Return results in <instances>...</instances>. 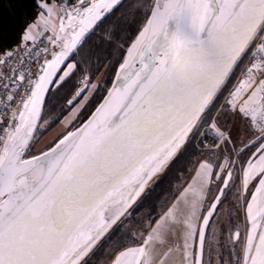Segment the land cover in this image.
<instances>
[{"label":"snow or ice","instance_id":"snow-or-ice-1","mask_svg":"<svg viewBox=\"0 0 264 264\" xmlns=\"http://www.w3.org/2000/svg\"><path fill=\"white\" fill-rule=\"evenodd\" d=\"M33 2L38 11L17 47L0 50V264H91L146 188L209 130L214 148L232 145L231 153H221L218 164L200 162L141 242L117 246L108 264H205L213 247L216 264H264V0H150L112 87L75 130L70 125L99 87L76 56L121 0ZM37 37L51 50L33 54ZM21 50L17 64L32 54L35 73L10 64ZM237 68L225 102L247 122L250 135L240 147L209 118ZM70 81L66 130L28 156L37 129L48 123H41L46 95ZM237 180L248 227L243 236L237 226L226 241L219 233L209 240L210 221Z\"/></svg>","mask_w":264,"mask_h":264},{"label":"trees","instance_id":"trees-1","mask_svg":"<svg viewBox=\"0 0 264 264\" xmlns=\"http://www.w3.org/2000/svg\"><path fill=\"white\" fill-rule=\"evenodd\" d=\"M149 3L150 0H122L121 4L88 35L76 60L81 62L82 68H87L91 77L97 76L106 66L105 73L108 75L106 85L110 86L117 67L124 59L125 51L146 22L148 14L146 6ZM37 11L33 0H0V50L14 48L20 42L24 27L33 22ZM75 79L73 78L74 81ZM72 83L73 81H70L63 88L53 89L46 98L44 109L50 116L59 114L56 122L65 114L64 106L70 96ZM220 100L221 97L211 110L215 111ZM213 113H209V118ZM218 113L216 120L222 128L227 127L232 115L227 104H224ZM198 154L199 151L190 141L187 150L177 157L155 186L133 208L134 212L146 213L151 221L158 218L178 193L182 185L174 190L175 185L182 183L181 176L189 175L188 171ZM186 180L187 177L184 182ZM117 234L115 230L109 239L113 240ZM125 237V233H121L114 240L115 246H127L128 244L123 241Z\"/></svg>","mask_w":264,"mask_h":264},{"label":"rangeland","instance_id":"rangeland-1","mask_svg":"<svg viewBox=\"0 0 264 264\" xmlns=\"http://www.w3.org/2000/svg\"><path fill=\"white\" fill-rule=\"evenodd\" d=\"M74 2H75V0H67V4H69V5L74 3ZM69 31H71V30L69 29ZM126 54H127V50L125 51V56H126ZM123 60H122V63H123ZM118 68H119V66L117 67L116 71L118 70ZM116 71L114 73L112 83L115 79ZM105 72H106V66L104 67L103 70L100 71V73H98L97 76L92 77V82L97 83L99 85V87L97 90H95V92H94L93 96L90 98L87 106L83 109V111L80 113L78 118L72 122L69 130H75V128L80 127L85 122V120L90 116V113L92 111H94L95 107L102 101V97L106 95L107 90L111 87L112 83L110 84V86L106 85L108 75L106 76ZM239 76H240V68H237L236 71L234 72V74L232 75L231 79L229 80L227 87L219 95V97H221L220 102L225 101V97L228 96V95L226 96V94H228L229 90L231 88H233V86L237 83ZM68 98H70V96ZM220 102H219V104H220ZM219 104H218V106H219ZM213 107H212V109H213ZM64 110H65V114L62 117H60V119L56 122V119L58 118L59 114H55V115L50 116L46 113L44 106H43L41 123H43V121H45V120L48 121V123L45 126L37 129L36 133L34 134L35 138L30 144V149L27 153L28 156L37 155L41 151L47 150V148L50 145H52L59 138V135L66 130L64 121H65L66 116L69 114V108L67 107L66 102H65ZM210 112L215 113V111H213V110H211ZM214 113L212 114L211 118L214 117ZM217 119H218V115H217ZM206 128H207V125L202 127L200 131L204 132ZM207 134H212V133L209 130ZM204 137H205V135L201 136L199 133H197L196 136L191 140V142L193 143L196 150L199 151V154L196 157L194 164L202 156V154L208 155L210 151L216 150V152H215L216 154H214L213 158L215 156L219 157L220 154L225 152V151L231 153L232 145H221L220 149H215L214 146H209L208 148H205L206 144L203 141ZM234 144L236 145V147H240V146H238V144H236V143H234ZM218 161H219V159H218ZM193 165L190 167V169L188 171L189 175L186 176L187 179L190 176ZM167 170L168 169H166V171ZM166 171L160 176V178L166 173ZM236 173L238 176V165L236 166ZM186 177L181 176V182L182 183L184 182ZM160 178L155 182V184L160 180ZM182 183H180L179 185L178 184L175 185L174 190H177L180 185H183ZM155 184L145 194H147L155 186ZM216 187L217 186L215 185L212 188V192H211V195L209 197V201L212 199L213 195L216 194ZM226 193H227L226 196L223 198L224 199V206L219 210L218 214L213 218V220L210 221V227H209V230L207 233L209 240H212L214 238V236L217 233H219L220 239L226 241L228 228L231 227L234 230L237 226H239L237 224L238 223L237 220L239 218V208H238L239 202L236 199V197H237L236 196V184L232 187L231 190H226ZM161 206H162V204H161ZM226 209L231 210L232 214L230 216H227ZM150 221H151V218H148L146 213L141 212V211L140 212L139 211L134 212V209H131L129 211V214H126V216L119 222V224H117V226L112 231V232H114L115 230H117L118 234L114 237L113 240L109 239L112 232L109 234V237H107L105 239V241L100 245V247L96 251L95 256L91 260V264H108V261L111 257V254H112V251L116 248V246H115L116 244H114V240L116 238H118L119 235L123 232L125 233V235L127 237V238L125 237L123 240L128 244L127 246L138 243L142 239V237L140 236V233L147 231ZM239 229H240V226H239ZM214 230H215V232H214ZM240 231H241V229H240ZM221 249L226 256L227 248H225L222 244ZM204 256H205V263L206 264H212V260L214 262H216V260H217V255H216V251H215L214 247L211 250V254H209V250L206 248ZM223 259H224V256L221 257V261H223Z\"/></svg>","mask_w":264,"mask_h":264},{"label":"crops","instance_id":"crops-1","mask_svg":"<svg viewBox=\"0 0 264 264\" xmlns=\"http://www.w3.org/2000/svg\"><path fill=\"white\" fill-rule=\"evenodd\" d=\"M66 3H67V0H66ZM227 95L228 94H226V96ZM224 104H226L225 101H221L220 102L219 106L215 110L214 117H212V118H214V119L217 118L218 112H219L220 109L223 108ZM218 124H219V122H218ZM219 126H220V124H219ZM222 130H224L225 132L229 133L232 136L234 143L238 144V146H240V141H241L242 138H245L246 136L250 135V133L247 132V122L242 121L241 119H239L235 113H232V115H231V121H230L229 125H227V127H225V128H222ZM215 152H216V150L210 151L208 155H203L202 154V156L193 165L192 170H191V173H190V176L183 183V185L181 186V188L179 189V191H178V193L176 194L175 197H177L183 191V189L185 187H187L188 183L191 181V177L194 175L195 170H196V168H198L200 162H202V161H204L206 159H211L214 164H218V162H219L218 161V158L216 156L213 158L214 154H216ZM248 154L249 153L246 151L245 153H243L241 155L240 159L241 160L246 159L247 156H248ZM238 177H239V165H238ZM215 185L216 184H213L212 185V188ZM239 187H240L239 180H237V183H236V196L239 195V191H238L239 190ZM212 188H211V192H212ZM250 191H251V188H250ZM211 192L209 193V197L211 195ZM174 198L169 202V204L171 202H173ZM205 206L207 207V204ZM238 208H239V218L237 220V222H238L237 224L240 226L241 233H242V236H243V234L246 231V228L248 227V224H247V221H246V218H245V213H244L242 207H240V204H238ZM142 239H143V237H142ZM141 240L138 243L133 244V245H129V246H135V245L139 244L141 242ZM204 261H205V256H204ZM212 264H216V262H214L212 260Z\"/></svg>","mask_w":264,"mask_h":264},{"label":"built area","instance_id":"built-area-1","mask_svg":"<svg viewBox=\"0 0 264 264\" xmlns=\"http://www.w3.org/2000/svg\"><path fill=\"white\" fill-rule=\"evenodd\" d=\"M37 41H38V47H35V48L32 49V53H33V54H34L36 51H38L39 48H42V47H45V46L49 47V49L51 50V45L48 44V42H47L46 39H44V38H42V37H37ZM18 44H19V43H18ZM18 44H17V45H18ZM17 45H16L14 48H16ZM19 56H24V52H23V50H21V51L17 54V56H14V57L12 58V60L10 61V64H12L13 66H17V67H19L21 70H25V71H26V69H27L28 67H31L33 73H35L36 70H37V68L39 67V65L36 64V62H35V56L32 55V54H30V56H25V64H23V65H18V64H17V60H18V57H19ZM44 58H45V56H44V54L42 53V54H41V57H40V61H41V63L43 62V59H44ZM48 58H50V56H49ZM4 71H5L6 73H8V72H9V69H8V68H5ZM21 94H22V93H21ZM203 141L205 142V144H207V145H209V146H214L216 143H218V141H216V140L213 138V135H212V134H206L205 137H204V139H203Z\"/></svg>","mask_w":264,"mask_h":264},{"label":"water","instance_id":"water-1","mask_svg":"<svg viewBox=\"0 0 264 264\" xmlns=\"http://www.w3.org/2000/svg\"><path fill=\"white\" fill-rule=\"evenodd\" d=\"M121 2H122V0H121ZM114 80H115V79H114ZM116 82L119 83V81H116ZM111 87H112V85H111ZM111 87H110V88H111ZM110 88H109V89H110ZM48 94H49V93H48ZM48 94L46 95V98H47ZM106 94H107V93H106ZM45 100H46V99H45ZM101 102H102V101H101ZM66 105H67V103H66ZM67 107H68V106H67ZM88 118H89V117H88ZM88 118H87V119H88ZM87 119H86V120H87ZM86 120H85V121H86ZM177 157H178V156H177ZM177 157H176V158H177ZM176 158H175V159H176ZM175 159H174V160H175ZM174 160H173V161H174ZM173 161H172V162H173ZM159 178H160V177H158V178L155 180V182H156ZM155 182H153L148 188H146V190L141 194V196L138 198L136 204H134L133 207H132L131 209H133V208L137 205V203L141 200V198L145 195V193H146V192H147V191H148V190H149V189L155 184ZM131 209H130V210H131ZM125 216H126V215H125ZM125 216H124V217H125ZM124 217H122L121 220H122ZM121 220H120V221H121ZM120 221H118L117 224H119ZM116 226H117V225H115L114 228H115ZM113 230H114V229H113ZM113 230H112V231H113ZM112 231H111V232H112ZM111 232H110V233H111Z\"/></svg>","mask_w":264,"mask_h":264},{"label":"bare ground","instance_id":"bare-ground-1","mask_svg":"<svg viewBox=\"0 0 264 264\" xmlns=\"http://www.w3.org/2000/svg\"><path fill=\"white\" fill-rule=\"evenodd\" d=\"M67 117H69V114L66 116V118H67ZM66 118H65V119H66ZM64 122H65V121H64Z\"/></svg>","mask_w":264,"mask_h":264}]
</instances>
